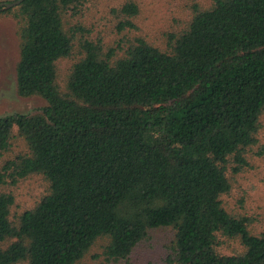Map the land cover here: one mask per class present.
Returning <instances> with one entry per match:
<instances>
[{
  "label": "trees",
  "instance_id": "obj_1",
  "mask_svg": "<svg viewBox=\"0 0 264 264\" xmlns=\"http://www.w3.org/2000/svg\"><path fill=\"white\" fill-rule=\"evenodd\" d=\"M87 1L0 11L19 22V95L47 101L0 116V156L15 129L29 147L1 166L0 188L35 175L49 184L16 219L14 192L0 190V264H77L99 243L119 261L163 227L175 231L168 264H264V229L227 199L260 142L264 0L194 3L164 46L126 39L139 14L126 2L121 39L106 50L85 41L63 78L75 41L67 19ZM234 241L240 249L220 252Z\"/></svg>",
  "mask_w": 264,
  "mask_h": 264
},
{
  "label": "rangeland",
  "instance_id": "obj_2",
  "mask_svg": "<svg viewBox=\"0 0 264 264\" xmlns=\"http://www.w3.org/2000/svg\"><path fill=\"white\" fill-rule=\"evenodd\" d=\"M14 1L0 0V4ZM129 1L138 5L139 14L135 19L136 29H127L123 33L127 35L126 39L140 35L162 46L167 40L166 33L182 31L190 22L194 3L203 9L213 3L212 0H88L79 13L67 19L74 30L75 41L72 55L59 63L63 78L71 65L85 53L82 47L85 41H100L106 50L121 39L122 33L117 30V26L129 18L121 10L122 4ZM20 44L18 19L10 14H0V116L37 114L47 105V101L40 96L22 97L18 93ZM261 122L260 142L249 156L252 166L236 178L232 193L227 197L234 214L253 218L252 228L255 231L264 229V116ZM28 152L25 139L15 129L9 150L0 156V168L6 160ZM48 188L49 184L35 175L20 180L16 185H4L0 190L14 192L16 204L12 210V219H16L24 210L34 206L48 192ZM174 238L175 231L171 227L153 229L126 259L119 261L107 260L102 256L99 243L77 264H168ZM235 249H240L238 241L232 242L230 247H220V252L232 253ZM95 254L100 257L95 258Z\"/></svg>",
  "mask_w": 264,
  "mask_h": 264
},
{
  "label": "water",
  "instance_id": "obj_3",
  "mask_svg": "<svg viewBox=\"0 0 264 264\" xmlns=\"http://www.w3.org/2000/svg\"><path fill=\"white\" fill-rule=\"evenodd\" d=\"M22 2H23V0H16L14 2L1 3L0 4V10L9 9L11 7H14V6L21 4Z\"/></svg>",
  "mask_w": 264,
  "mask_h": 264
}]
</instances>
